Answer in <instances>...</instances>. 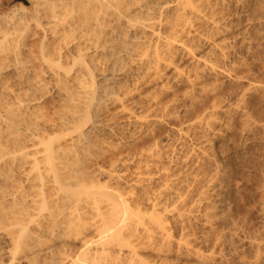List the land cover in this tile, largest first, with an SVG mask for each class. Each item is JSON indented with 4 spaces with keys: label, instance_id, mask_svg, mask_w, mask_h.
Listing matches in <instances>:
<instances>
[{
    "label": "bare ground",
    "instance_id": "6f19581e",
    "mask_svg": "<svg viewBox=\"0 0 264 264\" xmlns=\"http://www.w3.org/2000/svg\"><path fill=\"white\" fill-rule=\"evenodd\" d=\"M30 1L0 15V264H118L126 235L168 234L164 214L153 231L127 224L133 211L111 185L122 176L101 164L108 144L135 136L147 118L134 93L174 81L178 56L200 63L198 44L226 55L213 36L245 1Z\"/></svg>",
    "mask_w": 264,
    "mask_h": 264
},
{
    "label": "rangeland",
    "instance_id": "374dc122",
    "mask_svg": "<svg viewBox=\"0 0 264 264\" xmlns=\"http://www.w3.org/2000/svg\"><path fill=\"white\" fill-rule=\"evenodd\" d=\"M247 1L231 8L228 31L213 36L226 55L198 44L200 63L178 56L174 81L165 79L167 70L165 80L134 93L137 113L147 118L135 136L108 144L112 152L100 163L122 176L111 185L133 211L127 224L153 231L148 220L164 214L168 234L126 235L114 253L118 264H264V0ZM32 3L0 0V15ZM215 118L221 123L209 137ZM110 157L124 166H110ZM154 202L164 210L158 216ZM252 241L260 242L256 249Z\"/></svg>",
    "mask_w": 264,
    "mask_h": 264
}]
</instances>
